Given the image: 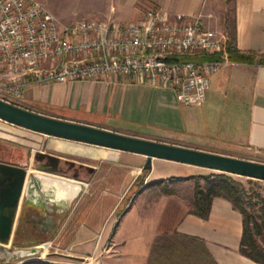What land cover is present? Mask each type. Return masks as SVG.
<instances>
[{
    "label": "crops",
    "instance_id": "1",
    "mask_svg": "<svg viewBox=\"0 0 264 264\" xmlns=\"http://www.w3.org/2000/svg\"><path fill=\"white\" fill-rule=\"evenodd\" d=\"M39 1L48 4L54 12L47 0ZM214 1L87 0L86 13L77 19L69 21L55 14L66 23L109 20L132 24L153 7L191 16L210 13ZM231 2L237 48L264 55V0ZM13 105L132 137L264 163V66L258 64L231 63L211 76L206 101L196 107L182 106L169 89L142 84L130 77L30 85ZM155 160L158 159L152 163ZM146 161L142 155L45 136L0 120V163L79 183L82 185L80 198L90 195L93 188L100 190L102 205L111 207L103 208L98 220L88 216L82 221L80 232L89 236L99 232L103 236L110 234L111 225L104 214L115 212L129 195ZM181 165L185 168L179 171L178 177H170L180 179L178 183H192L194 180L187 178L204 175L201 170L196 171L202 168ZM151 178L149 173L145 186L159 182ZM148 191L149 187H145L136 193L131 200L132 207L122 215L117 239L136 238L127 242L125 250L151 253L155 238L161 236L159 227L168 200H162L163 208L154 223L140 219L133 222L136 227L133 229L143 228L144 233L138 235L125 227L135 219L133 211ZM193 196L194 193L191 199ZM22 208L23 200L18 219ZM148 208L154 212V207L144 206L145 210ZM29 228L32 225L24 226L22 234H28ZM175 231L179 236L202 241L216 264H258L240 253L243 217L223 198L213 200L206 220L186 211ZM102 249L105 250L104 245Z\"/></svg>",
    "mask_w": 264,
    "mask_h": 264
},
{
    "label": "built area",
    "instance_id": "2",
    "mask_svg": "<svg viewBox=\"0 0 264 264\" xmlns=\"http://www.w3.org/2000/svg\"><path fill=\"white\" fill-rule=\"evenodd\" d=\"M207 18L153 7L132 24L66 23L39 0H0V100L13 104L30 85L130 77L173 91L184 107L201 106L211 76L231 65L227 36ZM210 55L219 59L175 60Z\"/></svg>",
    "mask_w": 264,
    "mask_h": 264
},
{
    "label": "water",
    "instance_id": "3",
    "mask_svg": "<svg viewBox=\"0 0 264 264\" xmlns=\"http://www.w3.org/2000/svg\"><path fill=\"white\" fill-rule=\"evenodd\" d=\"M0 120L45 136L56 137L94 146L145 156L143 169L151 170L153 159L226 173L247 179L264 181V163L245 160L207 151L170 145L132 137L91 125L42 115L0 100ZM58 180L80 186L78 194L67 210L59 212V206L47 200L40 178ZM32 187L39 194L41 205L28 202V190ZM82 185L44 174L28 173L25 168L0 163V262L20 264L25 260L35 262L42 248L39 242H47L62 225L65 214L79 198ZM23 208L19 219L20 204ZM32 225L28 234L23 227ZM38 227L41 228L38 230ZM15 230V231H14ZM51 254L50 256H57ZM64 256V255H61ZM70 259H80L64 256ZM29 263V262H26Z\"/></svg>",
    "mask_w": 264,
    "mask_h": 264
},
{
    "label": "rangeland",
    "instance_id": "4",
    "mask_svg": "<svg viewBox=\"0 0 264 264\" xmlns=\"http://www.w3.org/2000/svg\"><path fill=\"white\" fill-rule=\"evenodd\" d=\"M47 2L50 3V7L54 9V12L48 8V4V6L45 4L48 10L54 14L56 13L58 16L60 15L67 18L69 21L77 19L86 13L87 0H47ZM212 8L210 13H205L208 15L207 20L209 25L212 29L220 30L226 35V19H231L233 17V4L231 0H215ZM184 168L185 167L179 163L159 159L155 160L150 170L151 180L156 182L170 177H178L179 171H182ZM143 170L137 179V184L129 195L124 198L116 211L112 213L106 212V214H104L105 218L109 221V225H111L109 235L103 236V233L99 232L89 236L80 232L81 223L85 218L91 216L94 221L98 220V218L103 215L100 211L103 208L107 210L111 207L110 205H105V207L102 205L100 190L93 188L90 191V195L85 194L81 198L79 197L70 211L68 210V212H66L65 219L59 228L61 229L63 226L62 229H58L56 234L47 241L49 244L43 248L42 245L46 242L38 243L42 248V252L39 256L34 258L37 261L31 263L30 260H25L24 263L22 262L20 264H146V262H149V264H167V262H164L165 260H162L161 255H154L151 257L152 252L137 253L125 250L127 242L130 241V239L133 241V239L135 240L136 238H128V236L125 237L126 239H117L116 234L122 224V215L132 207L131 200L133 196L143 188L149 187L148 193L139 199L137 207L133 211V214H136L135 219L128 221V223L125 224L126 228L128 227L129 230L137 232L138 235L144 233L143 228L133 229L136 228L133 227V222L137 223L140 219L143 222L147 221L154 223L158 216L157 213H160L163 208L164 202L162 200H168L165 205V212L168 206H172L173 204L174 210L177 209L176 206L182 209L179 214V217H182L186 211H189L188 205L193 200L191 197L194 193L195 182H164L162 184L152 183L145 186V178L148 173H143ZM197 170H201L199 172L204 175L216 173L212 170L196 169V171ZM234 178L242 182L250 194L257 193L264 198V181H255L254 184H251L247 178L239 176H234ZM257 200L258 198L255 197V201ZM144 206L154 207V212L149 210V208L145 210ZM254 209L256 213L253 214L258 216L262 213L260 205H257ZM139 211H141V213H139ZM138 213L139 216L137 215ZM114 225L115 227L112 228ZM147 229L149 230L150 228ZM149 232L150 231H148V233ZM159 237L155 238V243L158 241ZM257 239L264 244V233L262 236H258ZM103 245L105 250L102 249ZM51 254L58 255L50 256ZM61 255L73 256L80 259H70ZM190 264L198 263L191 262Z\"/></svg>",
    "mask_w": 264,
    "mask_h": 264
},
{
    "label": "trees",
    "instance_id": "5",
    "mask_svg": "<svg viewBox=\"0 0 264 264\" xmlns=\"http://www.w3.org/2000/svg\"><path fill=\"white\" fill-rule=\"evenodd\" d=\"M231 19H226L225 33L227 35L226 50L231 63L262 65L264 66V55L255 52H242L236 45V25L234 13ZM219 56H192L176 58L181 62H206L218 60ZM143 173H150V170H143ZM187 180H194V196L188 205L189 214L195 215L203 220L208 219L212 202L216 198H223L229 201L235 210L239 211L243 217L244 231L240 246V253L248 259L264 264V244L257 237L264 233V198L260 195L250 194L242 182L236 180L234 175L216 172L211 175L191 176ZM254 184L259 180L247 179ZM181 180L169 178L161 180L164 182L176 183ZM255 197L258 198L255 201ZM172 204V203H171ZM260 205L261 214L255 215V207ZM168 206L161 221L159 232L161 236L154 245L151 257L161 255L162 260L167 264H216L208 253L204 243L196 238L179 236L175 229L181 216V208ZM253 211V212H252Z\"/></svg>",
    "mask_w": 264,
    "mask_h": 264
},
{
    "label": "bare ground",
    "instance_id": "6",
    "mask_svg": "<svg viewBox=\"0 0 264 264\" xmlns=\"http://www.w3.org/2000/svg\"><path fill=\"white\" fill-rule=\"evenodd\" d=\"M43 191L45 192L47 200L59 206V212L63 213L71 204V201L78 194L80 190L79 185L61 182L58 180H51L41 177ZM28 202L34 205H41L39 194L32 187L28 190ZM49 242L42 245L45 248Z\"/></svg>",
    "mask_w": 264,
    "mask_h": 264
}]
</instances>
